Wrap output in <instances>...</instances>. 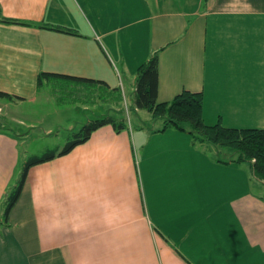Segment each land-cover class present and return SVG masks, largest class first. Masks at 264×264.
Segmentation results:
<instances>
[{
    "label": "crops",
    "instance_id": "1",
    "mask_svg": "<svg viewBox=\"0 0 264 264\" xmlns=\"http://www.w3.org/2000/svg\"><path fill=\"white\" fill-rule=\"evenodd\" d=\"M155 53L159 102L201 92L206 124L264 129V0H0V92L13 97L0 96V115L37 102L51 80L70 84L63 76L133 100L137 69ZM43 73L57 76L38 86ZM6 128L0 264H264V188L249 164L222 165L212 145L174 129L157 133L162 155L138 162L151 138L108 124L32 166L5 217L24 137Z\"/></svg>",
    "mask_w": 264,
    "mask_h": 264
},
{
    "label": "trees",
    "instance_id": "2",
    "mask_svg": "<svg viewBox=\"0 0 264 264\" xmlns=\"http://www.w3.org/2000/svg\"><path fill=\"white\" fill-rule=\"evenodd\" d=\"M50 29L75 34L72 29L52 26ZM159 57L155 53L148 61L143 63L136 72L135 93L130 113L136 115L139 110H147L155 121L160 120L161 126L155 132H166L169 129L184 132L194 140L207 142L216 149V160L220 163H247L250 165L255 183L264 188V129L261 128H233L226 127L221 122L209 125L203 117L204 96L201 92L182 91L169 102L158 101V69ZM56 74L43 73L38 78V86H43V78ZM57 76V75H56ZM74 86L101 87L110 91L114 101L123 102V93L120 88L110 89L102 81L63 76ZM0 96L13 98L0 92ZM128 111L124 107L109 108L105 114L83 124L75 133L73 140L65 144L61 151H48L42 156H32L26 162L20 179L14 191L6 197L4 216L7 217L17 202L24 186L29 169L39 163L53 159L57 155L69 153L77 145L86 142L98 128L111 124L118 131L129 127ZM264 199V195L262 196Z\"/></svg>",
    "mask_w": 264,
    "mask_h": 264
},
{
    "label": "rangeland",
    "instance_id": "3",
    "mask_svg": "<svg viewBox=\"0 0 264 264\" xmlns=\"http://www.w3.org/2000/svg\"><path fill=\"white\" fill-rule=\"evenodd\" d=\"M131 105L132 101L130 98L127 99L123 96V102L120 104L114 101L110 91L106 92L98 86L88 88L85 86L65 84L59 80H51L44 85L42 97L37 102L26 103L17 108L10 107L8 109L9 111L6 109V113L0 115V125L4 124L7 127L5 130L10 133L23 134L24 137L25 134L28 135V138L23 139V137L20 141L21 164L23 167L18 175V179H20L24 166L31 156H41L48 149L63 148L66 142L71 139L74 131L77 133L81 126L85 124L87 118L101 116L109 108L114 107H124L128 111V115L130 116L128 125L131 131L135 132V137H138V131L144 130L142 132L145 133V137L151 138V141H153L146 147L136 146V160L139 162V156L142 157L143 155H145L144 159H147L148 155H153L154 151L157 154L160 149L159 154L162 155L167 146L156 139L159 136L157 133L162 132H155L161 126L162 122L160 120L155 121L152 114L147 110H141V114L137 115L134 112L130 113L129 109H132ZM94 111L96 116L92 114ZM142 127L145 129H141ZM48 128H52L53 131V134L50 136L45 135V131ZM75 128H79V130ZM209 163L207 167L212 172L211 174L216 175V172L219 173L212 166L214 161L210 160ZM220 164L224 165L223 163ZM211 174L204 171V181L210 179ZM222 175V172H220V176ZM144 183V187H146V178ZM141 185H143V180ZM15 186H17V183ZM14 188H11V193L14 191ZM159 189L160 193L167 190L163 187H159ZM4 205L7 206L6 201Z\"/></svg>",
    "mask_w": 264,
    "mask_h": 264
}]
</instances>
